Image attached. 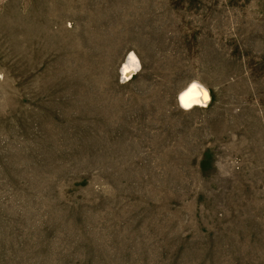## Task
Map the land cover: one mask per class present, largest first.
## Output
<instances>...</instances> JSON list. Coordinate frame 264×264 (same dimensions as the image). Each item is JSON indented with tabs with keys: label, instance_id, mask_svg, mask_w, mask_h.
<instances>
[{
	"label": "rangeland",
	"instance_id": "374dc122",
	"mask_svg": "<svg viewBox=\"0 0 264 264\" xmlns=\"http://www.w3.org/2000/svg\"><path fill=\"white\" fill-rule=\"evenodd\" d=\"M0 264H264V0H0Z\"/></svg>",
	"mask_w": 264,
	"mask_h": 264
},
{
	"label": "bare ground",
	"instance_id": "6f19581e",
	"mask_svg": "<svg viewBox=\"0 0 264 264\" xmlns=\"http://www.w3.org/2000/svg\"><path fill=\"white\" fill-rule=\"evenodd\" d=\"M139 68L140 62L137 56L131 53L122 68L123 78L125 80L133 79L139 71ZM210 102L211 96L209 91L198 82L190 83L178 97V103L185 111H191L196 108H207Z\"/></svg>",
	"mask_w": 264,
	"mask_h": 264
},
{
	"label": "snow or ice",
	"instance_id": "6c2138e0",
	"mask_svg": "<svg viewBox=\"0 0 264 264\" xmlns=\"http://www.w3.org/2000/svg\"><path fill=\"white\" fill-rule=\"evenodd\" d=\"M195 88V86H193Z\"/></svg>",
	"mask_w": 264,
	"mask_h": 264
}]
</instances>
